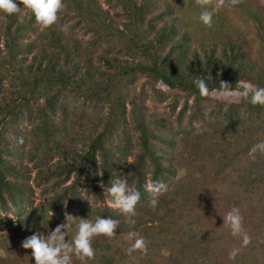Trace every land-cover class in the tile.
I'll return each mask as SVG.
<instances>
[{
    "label": "trees",
    "instance_id": "1",
    "mask_svg": "<svg viewBox=\"0 0 264 264\" xmlns=\"http://www.w3.org/2000/svg\"><path fill=\"white\" fill-rule=\"evenodd\" d=\"M241 1L264 43V0ZM16 2L20 13H0V264H35L22 241L65 212L119 221L116 236L93 239L95 259L72 264H264V154H248L264 142V106L204 98L194 83L264 87L248 29L193 46L168 0H63L48 28ZM118 174L141 193L134 225L100 187ZM155 180L169 190L153 210L145 186ZM232 208L247 247L223 225ZM130 231L146 255L128 253Z\"/></svg>",
    "mask_w": 264,
    "mask_h": 264
},
{
    "label": "clouds",
    "instance_id": "2",
    "mask_svg": "<svg viewBox=\"0 0 264 264\" xmlns=\"http://www.w3.org/2000/svg\"><path fill=\"white\" fill-rule=\"evenodd\" d=\"M23 8L33 14L36 22L43 28H48L57 23L59 13L63 10V0H20ZM240 0H196L200 8L199 20L206 27L211 28L214 16L225 7H235ZM21 8L18 7L16 0H0V13L6 15L18 14ZM66 31V28L64 29ZM201 97L219 95L221 97H239L251 103L253 106H264V87H257L251 82L243 83L242 87L237 82L236 88L225 81H220L218 89H210L204 79L198 78L194 81ZM19 143L23 144V138ZM260 152L264 154V142L255 144L249 151V156L253 159L255 154ZM101 175L102 174H98ZM110 186L105 188L103 183L100 187L104 189V194L109 199V205L118 210L125 218L127 223L135 224L133 217L137 215V205L141 201V193L130 188L127 175L118 174L115 179H111ZM169 190V186L161 181L155 180L145 186V191L149 194V206L156 210L159 204V197ZM76 223V231L71 240L68 239L69 230ZM223 225L228 227L233 236L242 237V244L247 247L251 243V237L248 236L243 228V217L238 208L230 209L223 217ZM119 221L111 217L97 216L95 221L88 218H78L65 212L64 222L57 225L54 230L45 232L36 231L22 242L25 250H31V256L35 264H72L73 256L82 262L95 259V249L93 248V239L104 236L109 239L116 236ZM129 240L134 243L128 249L131 254L134 251H140L147 254V241L140 236L138 232L130 231ZM239 250L234 249L229 253V259H235Z\"/></svg>",
    "mask_w": 264,
    "mask_h": 264
},
{
    "label": "rangeland",
    "instance_id": "3",
    "mask_svg": "<svg viewBox=\"0 0 264 264\" xmlns=\"http://www.w3.org/2000/svg\"><path fill=\"white\" fill-rule=\"evenodd\" d=\"M173 6L175 15L182 28L188 33L192 45H197L199 43H219L226 37H239L240 30L248 29L246 32V37L248 40V55L252 58L262 61L264 59V43L262 40L258 39L256 35L255 23L249 16V8L246 2L240 3L235 7H225L222 8L213 18L212 27H206L199 20L200 8L196 4V0H168ZM253 6L257 5V0H247ZM244 5H243V4ZM239 31V32H238ZM162 103L157 107L159 110H163ZM181 146V145H180ZM190 166L186 161H183V165L177 169L175 181L179 180L181 177L186 175L187 169ZM43 200V196H40L39 190L35 191V202H40ZM2 218L6 221L12 220L13 215L3 214ZM3 232L7 231V227H2ZM24 241V240H23ZM22 241V242H23Z\"/></svg>",
    "mask_w": 264,
    "mask_h": 264
}]
</instances>
